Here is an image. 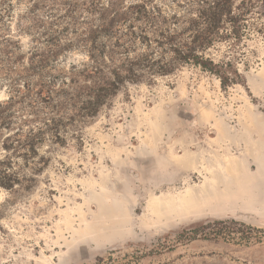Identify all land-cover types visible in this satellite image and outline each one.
I'll use <instances>...</instances> for the list:
<instances>
[{"label":"rangeland","instance_id":"obj_1","mask_svg":"<svg viewBox=\"0 0 264 264\" xmlns=\"http://www.w3.org/2000/svg\"><path fill=\"white\" fill-rule=\"evenodd\" d=\"M106 2L0 0V42L17 43L18 71L46 56L44 84L69 82L73 66L78 85L90 84L94 9ZM242 53L246 85L224 90L194 67L127 84L97 116L70 127L64 146L44 144L41 174L17 160L22 184L0 188V264H264V242L176 237L215 220L264 228V37ZM40 84L32 76L18 88L35 101Z\"/></svg>","mask_w":264,"mask_h":264},{"label":"trees","instance_id":"obj_2","mask_svg":"<svg viewBox=\"0 0 264 264\" xmlns=\"http://www.w3.org/2000/svg\"><path fill=\"white\" fill-rule=\"evenodd\" d=\"M258 35L264 37V0H107L94 9V80L84 86L78 85L75 66L69 82L44 84L46 56L39 54L30 58L25 72L18 71L23 62L17 43L1 40L0 88L8 84L10 97L0 101V188L22 184L17 160L34 175L41 174L48 165L40 156L44 144L64 146L70 127L97 116L127 84L151 83L194 67L218 78L224 90L246 85L238 63L242 48ZM221 48L217 58L213 51ZM32 76L40 79L42 89L35 101L18 88L20 80ZM176 237L250 245L264 242V228L215 220L193 224ZM96 262L104 264V259Z\"/></svg>","mask_w":264,"mask_h":264},{"label":"crops","instance_id":"obj_3","mask_svg":"<svg viewBox=\"0 0 264 264\" xmlns=\"http://www.w3.org/2000/svg\"><path fill=\"white\" fill-rule=\"evenodd\" d=\"M259 162H260V163H261V162H264V159L260 160Z\"/></svg>","mask_w":264,"mask_h":264},{"label":"bare ground","instance_id":"obj_4","mask_svg":"<svg viewBox=\"0 0 264 264\" xmlns=\"http://www.w3.org/2000/svg\"><path fill=\"white\" fill-rule=\"evenodd\" d=\"M195 194V193H194ZM173 197V196H172ZM175 199V198H174ZM158 201V200H157ZM196 210V209H195ZM193 211V210H192Z\"/></svg>","mask_w":264,"mask_h":264}]
</instances>
